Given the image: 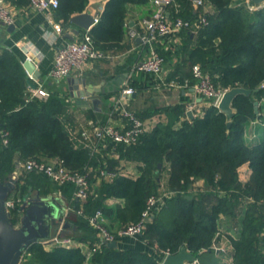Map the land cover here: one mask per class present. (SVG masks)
I'll list each match as a JSON object with an SVG mask.
<instances>
[{"label": "trees", "instance_id": "16d2710c", "mask_svg": "<svg viewBox=\"0 0 264 264\" xmlns=\"http://www.w3.org/2000/svg\"><path fill=\"white\" fill-rule=\"evenodd\" d=\"M13 2L26 6L29 0ZM149 2L107 0L98 22L89 30L94 47L102 52L118 47L129 30V6ZM88 3L59 0L54 17L66 24ZM167 11L169 19L180 17L195 23L204 17L206 23L183 30V40L174 47L160 39L155 42L164 63L176 60L166 82H196L192 67L199 65L216 87L243 86L251 93L233 99L229 127L225 113L212 103L194 117L185 115L182 103L158 107L154 111L164 113L165 118L145 129L133 144L112 143L115 156L109 158L93 152L72 134L71 111L64 95L54 91L46 98H28L22 59L0 45V131L7 132L6 144L0 133V180L9 179L16 161L35 158L61 161L70 171L86 173L89 182L83 211L77 213L81 203L73 196L72 182L59 184L44 174L21 170L7 197L14 200L11 221L18 223L22 196L29 188L44 195L58 191L72 200L73 212L67 213L66 220L74 227L59 236L78 244L34 242L23 251L19 264H161L166 253H176L183 245L199 264H264V138L251 145L243 138L245 126L257 117L254 99L264 100V7L251 11L241 1L203 0L194 8L192 0H172ZM129 86L139 89L134 81ZM151 115L149 110L135 113L141 120ZM245 162L251 175L242 183L237 169ZM198 179L204 181L202 190L193 188ZM153 195L163 201L140 238L155 248L158 257L135 248L110 247L99 240L88 220L97 209L107 219V229L116 233L115 225L121 228L139 220ZM108 197L120 199L122 204L106 205ZM221 214L235 228L234 234H226L232 246L229 263L222 251L213 248L219 243Z\"/></svg>", "mask_w": 264, "mask_h": 264}, {"label": "crops", "instance_id": "0c3cea01", "mask_svg": "<svg viewBox=\"0 0 264 264\" xmlns=\"http://www.w3.org/2000/svg\"><path fill=\"white\" fill-rule=\"evenodd\" d=\"M5 6L10 11L13 17V27L11 30H7V26L0 24V45L3 48L12 51L22 61L25 59L27 52L34 54V50L40 53L39 57H34V63L36 69L39 71L37 80H32L34 84L38 81L49 91H57L61 95L65 96V102L69 104L71 111V122L73 123L72 130H78L80 126L93 124H104L110 122L116 127H123L126 123V119L119 114L118 109L114 107L113 97L118 94L120 90L129 86V83L134 81L138 90H136L132 96L126 98L125 106H131L136 112H142L149 110L152 113L151 116L143 118L146 129H150L154 124L165 118L164 113L155 112L154 110L158 107H163L168 104L182 103L185 106V115L187 110H192L193 117L196 115H202L206 106L210 104L209 100L200 97L194 89V83L183 84L179 86H171L168 84L160 83L159 79L151 73L142 72L134 68L136 62L145 55V50L140 42L139 37L131 38L128 35V30L125 32L124 39L118 47L110 48L103 52V56L86 61L80 69L73 70L69 75L71 77L85 78V84L78 85L76 91H93L94 87L102 86L106 89H112L118 87V90L111 91L113 94L101 93V102L94 108L91 104V100H87L89 106H79L75 103V98L71 95L70 83L67 76L60 80H53L47 76L48 71L52 67L53 59L55 56L56 49L63 43L69 40L81 39L85 30L80 28L78 25L71 22L61 24V32L57 33L52 27V22L57 21L54 17L53 12L43 13L38 11L27 10L25 6H18L13 0H3ZM107 0H89L83 11H88L90 14L97 13L98 20L101 13L104 10L105 3ZM235 3H239L242 0H234ZM244 1V0H243ZM264 3V2H262ZM96 4V6H94ZM261 4V3H259ZM153 8V3L149 2L146 6H129L127 19H129V27H136V23L140 18L149 16ZM82 11V12H83ZM77 13H73L71 16ZM59 22V21H58ZM98 22V21H97ZM96 22V23H97ZM61 23V22H60ZM94 23V25L96 24ZM93 25V26H94ZM74 30H78L76 33ZM193 34V32H192ZM191 34V35H192ZM72 36V38L70 37ZM183 39L179 37L175 43L173 38L163 40L166 44H170L172 47L179 44ZM30 48V49H29ZM176 66V60H166L164 63L165 77L168 72ZM25 70V69H24ZM27 79L28 75L25 71ZM124 75L125 78L122 84H118L117 80ZM33 86L27 85V92L29 88ZM256 100V98L254 99ZM258 114L253 120H250L244 128L243 138L248 144L259 143L264 138V110L261 107L264 106V100H258ZM128 109V108H127ZM261 114V116H260ZM187 116V115H186ZM188 117V116H187ZM139 118V117H138ZM71 128V127H70ZM93 152L99 153L103 158L113 157V150L111 149L110 143H99L97 147L92 148ZM22 168L17 166L11 174L17 181ZM238 179L240 182L245 183L249 180L251 175V168L248 162L243 163L238 167ZM127 171L121 172L126 174ZM193 188L202 190L204 188V181L202 179L195 180ZM31 196H35L36 193L42 197H49V200L54 199L58 206L63 210L64 220L68 223L66 227L62 226L59 228V224L55 226L52 231L53 236H59V233L74 228L71 223L66 220V215L71 209L72 200H66L58 191H53L47 195L39 193L38 190H31ZM22 202V201H21ZM117 203L122 204V200L117 198L108 197L105 199V204L114 206ZM21 213H19L20 219ZM105 218V216H104ZM105 222L107 219L105 218ZM18 224V223H17ZM220 238L219 243L222 246V256L225 262L231 261L232 246L229 243L226 234L235 232L233 222L229 217L219 216L218 221ZM234 228V229H233ZM118 224L115 225L114 230H118ZM70 231V230H68ZM60 237V236H59ZM117 247L121 249L135 248L143 251L152 253L155 257H158L157 251L154 247L148 246L145 241L140 237H118L116 239ZM71 244L76 245V241ZM47 245V244H46Z\"/></svg>", "mask_w": 264, "mask_h": 264}, {"label": "built area", "instance_id": "2783aa9c", "mask_svg": "<svg viewBox=\"0 0 264 264\" xmlns=\"http://www.w3.org/2000/svg\"><path fill=\"white\" fill-rule=\"evenodd\" d=\"M172 0H151L153 3V10L149 16L140 18L137 22L138 29L135 27H129L128 35L131 38L139 37L140 42L145 50V55L140 58L134 68L136 70L151 73L164 84L171 86H179L176 81H165L164 70V58L157 52L155 48V42L173 38L175 43L179 40L180 34L183 30L192 28L193 25L198 27L200 24L206 23L204 17H201L198 22L192 23L189 20L175 17L169 19V12L167 6ZM246 7L253 11L260 7H264V3L256 4L250 0L242 1ZM203 4V0H192V5L197 8ZM59 5V0H29L25 6L27 10L38 11L43 13H52ZM98 21L97 15L94 17V23ZM13 17L10 11L4 4L3 0H0V24L9 25L12 24ZM52 27L55 32H61V23L53 21ZM91 27L85 30L81 39L69 40L61 44L55 52L52 67L48 71L47 76L53 80H60L61 78L70 74L73 70H78L81 66L89 60L103 56V52L96 49L92 42V37L89 33ZM30 49V48H29ZM39 57L40 53L34 50V54L26 53L25 59H29L34 62V57ZM35 64V63H34ZM36 65V64H35ZM193 76L196 78L194 89L197 94L209 100L210 103L216 105L220 102L223 92L226 89L216 87L212 82L208 73L201 70L199 65L192 67ZM28 78L33 80V75L27 73ZM34 80H37L34 79ZM186 84V82H185ZM264 87V82L261 83ZM134 89L130 86L123 87L120 92L114 95L113 105L118 109V113L125 119L126 123L123 127H116L110 122L104 124H88L80 126L78 130H72V134L84 142L87 146L92 148L97 147L99 143L110 144H124L130 145L137 141L138 137L145 131V123L143 120L135 116L134 112L128 110L125 106L126 98L130 97L134 93ZM49 95V91L43 86L42 83L36 82L35 86L29 88L28 98L33 97L46 98ZM2 136V143H7L5 137L7 132L0 131ZM93 151V149H92ZM17 166L25 171H34L47 176L55 183L72 182L74 184L73 196L79 201L80 207L76 210L77 213H82V203L87 198L89 182L87 174L84 172H73L67 169L61 161H52L51 163L44 160H37L35 158H28L24 161H16ZM110 176H114V173H109ZM163 201V197L150 196L146 202V208L141 213V217L136 222H130L123 227L119 228L116 233L110 232L105 225V218L100 209H97L92 215L88 217L90 225L96 230V235L101 242H108L116 240L118 237H140L145 229L146 223L152 217L154 210L160 206ZM5 206L10 210L14 206V200L7 198ZM52 243H61L69 246L73 241L70 237H52ZM42 244H48L46 241H41ZM213 248L221 250L222 246L218 243L213 244ZM167 254V253H166ZM165 254V255H166ZM186 264H199L198 259H195Z\"/></svg>", "mask_w": 264, "mask_h": 264}, {"label": "water", "instance_id": "95a60500", "mask_svg": "<svg viewBox=\"0 0 264 264\" xmlns=\"http://www.w3.org/2000/svg\"><path fill=\"white\" fill-rule=\"evenodd\" d=\"M253 3L259 4L264 0H250ZM96 6V4H94ZM97 15L90 14L88 11L77 13L70 17L72 23L78 25L82 29H88L94 24V17ZM13 24L7 26V30H11ZM78 33V30H74ZM72 38V36H70ZM22 65L27 73H31L33 78L36 79L39 76V71L36 69V65L29 59H24ZM125 76L117 80L118 84H122ZM69 81L71 95L75 98V103L79 106H89L87 100H91V104L94 108L101 102V93H107L118 90V87L112 89H106L102 86L94 87L93 91L78 92V85L85 84V78L71 77L67 75ZM27 83L31 86H35L31 79H27ZM243 93L249 95L251 89L243 86H234L226 89L218 104V108L225 113L227 117V126L231 124V118L234 115L232 108V101L236 95ZM259 101L254 100L253 109L258 114ZM186 115L193 117L192 110H187ZM160 166V164H159ZM16 180L11 175L9 179L5 181L0 180V264H19L23 251L32 243L38 241H46L48 244L52 243L51 230L58 224L66 227L68 223L64 220L63 210L58 206L54 199L49 200V197L39 196L38 193L35 196H31V188L29 192L22 196V202L20 204L19 211L21 213L18 224H14L11 221V211L6 208L5 201L8 195L14 190L16 186ZM50 237V238H49ZM107 246L117 247V241L112 240L105 242ZM195 259V255L189 251L186 246H181L176 253H167L161 264H186Z\"/></svg>", "mask_w": 264, "mask_h": 264}, {"label": "rangeland", "instance_id": "374dc122", "mask_svg": "<svg viewBox=\"0 0 264 264\" xmlns=\"http://www.w3.org/2000/svg\"><path fill=\"white\" fill-rule=\"evenodd\" d=\"M131 96H132V95H131ZM127 108H128V110H130L131 112L136 111V110H134V108H132L131 106H127ZM58 226H59V228L61 229L62 226H61L60 224H59ZM69 232H70V231H68V230L65 231V233H69ZM52 236H53V234H51L50 237H52ZM50 237H49V238H50Z\"/></svg>", "mask_w": 264, "mask_h": 264}]
</instances>
